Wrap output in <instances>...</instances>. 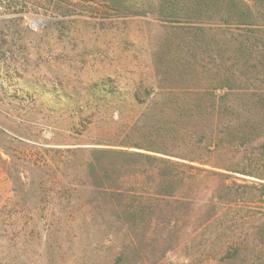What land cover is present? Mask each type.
<instances>
[{"label": "rangeland", "instance_id": "1", "mask_svg": "<svg viewBox=\"0 0 264 264\" xmlns=\"http://www.w3.org/2000/svg\"><path fill=\"white\" fill-rule=\"evenodd\" d=\"M105 1L0 0V264H264V180L220 169L249 187L246 202L224 211L226 219L241 217L224 238L221 207L209 236L196 222L200 209L187 205L172 226L146 234H105L93 223L68 234L47 228L70 214L48 205L56 174L67 177L52 166L51 150L133 139L122 132L133 109L129 94L134 80L154 75V60H176L175 76L187 77L177 86L224 87L218 94L227 95L231 129L241 123L251 141L242 152L264 140V100L247 101L264 94V9L255 0H238L252 14L244 23L224 22L216 12L196 20L180 6L159 13L161 0ZM106 77L111 81L101 83ZM222 154L211 161L242 156L214 157ZM198 179L200 205L218 178Z\"/></svg>", "mask_w": 264, "mask_h": 264}, {"label": "trees", "instance_id": "2", "mask_svg": "<svg viewBox=\"0 0 264 264\" xmlns=\"http://www.w3.org/2000/svg\"><path fill=\"white\" fill-rule=\"evenodd\" d=\"M255 1L264 9V0ZM160 3L159 13H178L176 6H180L182 12L196 20V17L202 20L203 15L216 12L224 22L244 23L252 15L238 0H161ZM173 64L176 60H154V75L132 83L129 100L133 109L122 124V132L127 137L134 136L133 139L97 141L106 146L104 148L51 150L52 166L56 171H67V177L63 180L56 174L55 191L51 192V198L47 197L48 205L54 201L57 213L67 210L70 213L46 222L51 234H68L91 223L105 234H146L161 225L172 226L178 213L185 209L184 205L200 209L196 222H200L202 235L210 236L211 220L219 207L222 238L239 228L241 217L235 214L226 219L223 216L231 206L246 202L245 189L249 187L230 182L231 176L218 170L264 180V140L255 150L242 152L245 143L251 141L241 123L231 129V114L228 107L222 105L227 95L218 94L224 87L215 85L195 91L189 86H177L178 81L185 82L187 77L180 73L175 76ZM110 81L108 77L101 79V83ZM225 89L239 93L232 90L235 88ZM260 100H264V94L250 93L247 98L252 102ZM224 116L226 120H219ZM200 119L204 124L201 130ZM78 125L82 126L83 122ZM69 128L73 131L75 124H70ZM218 150L223 154L214 156L216 159L228 157L229 151H239L242 156L240 161L235 154L227 163L216 164L211 159ZM242 162L246 165L238 166ZM197 166H209L217 171ZM201 173L218 178V182L217 189L199 205L195 184ZM83 214L87 220L80 218Z\"/></svg>", "mask_w": 264, "mask_h": 264}]
</instances>
